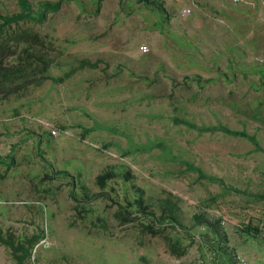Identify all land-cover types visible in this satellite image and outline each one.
<instances>
[{
	"label": "rangeland",
	"instance_id": "obj_1",
	"mask_svg": "<svg viewBox=\"0 0 264 264\" xmlns=\"http://www.w3.org/2000/svg\"><path fill=\"white\" fill-rule=\"evenodd\" d=\"M24 1L59 10L0 33V264H264V5Z\"/></svg>",
	"mask_w": 264,
	"mask_h": 264
},
{
	"label": "trees",
	"instance_id": "obj_2",
	"mask_svg": "<svg viewBox=\"0 0 264 264\" xmlns=\"http://www.w3.org/2000/svg\"><path fill=\"white\" fill-rule=\"evenodd\" d=\"M18 4H19V8L20 11L18 14L12 16V17H5L2 16L0 14V33L2 30H4L5 27L11 25V23H19V22H43L46 19V16L48 13H55L59 10V4L56 5H49V4H44L42 5L37 11H32L30 9V7H28V5L26 4V2L24 0H18ZM154 5V4H151ZM156 9H158L161 12H164V10L162 9L161 4L158 6H155ZM18 67V64H17ZM0 86H2V84L0 83ZM220 131L224 132L225 134L234 136V137H242V138H246L247 140H249L257 150H259L258 147V143L255 141V139L249 137L245 132H231L226 128H218ZM217 128H212L210 129L211 131H216L218 130ZM211 179V178H208ZM37 241V239H34L33 242L35 243ZM25 255H30L29 253H27V251L24 252Z\"/></svg>",
	"mask_w": 264,
	"mask_h": 264
},
{
	"label": "built area",
	"instance_id": "obj_3",
	"mask_svg": "<svg viewBox=\"0 0 264 264\" xmlns=\"http://www.w3.org/2000/svg\"><path fill=\"white\" fill-rule=\"evenodd\" d=\"M261 4H263L264 5V0H258ZM231 2L233 3V4H238L239 3V0H231ZM190 9L189 8H184L181 12H180V14H181V16H183V17H188L189 15H190ZM141 51L143 52V53H146L148 50H147V48H145V47H143V48H141ZM51 133V135L52 136H56V132L55 131H51L50 132ZM240 263H244V261H243V259L239 256V255H237L236 257H235Z\"/></svg>",
	"mask_w": 264,
	"mask_h": 264
},
{
	"label": "crops",
	"instance_id": "obj_4",
	"mask_svg": "<svg viewBox=\"0 0 264 264\" xmlns=\"http://www.w3.org/2000/svg\"><path fill=\"white\" fill-rule=\"evenodd\" d=\"M229 2L233 5V3L231 2V0H229ZM234 5H236V4H234Z\"/></svg>",
	"mask_w": 264,
	"mask_h": 264
}]
</instances>
